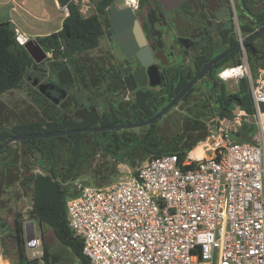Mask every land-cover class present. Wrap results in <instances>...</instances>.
<instances>
[{"label":"built area","instance_id":"2783aa9c","mask_svg":"<svg viewBox=\"0 0 264 264\" xmlns=\"http://www.w3.org/2000/svg\"><path fill=\"white\" fill-rule=\"evenodd\" d=\"M241 50L242 62L218 75L248 78L252 114L237 106L210 118L184 159L167 153L126 180L74 184L68 220L89 260L79 264H264V68L253 78ZM40 248L37 237L32 255L47 264Z\"/></svg>","mask_w":264,"mask_h":264},{"label":"flooded vegetation","instance_id":"af4514ba","mask_svg":"<svg viewBox=\"0 0 264 264\" xmlns=\"http://www.w3.org/2000/svg\"><path fill=\"white\" fill-rule=\"evenodd\" d=\"M112 5L119 10L130 8L132 19L118 20L114 25L110 17ZM112 5L102 16L104 34L100 44L77 54L73 62L65 59L66 64L56 73L52 63L63 59L43 47L47 57L40 63L34 61L36 65H31L26 78L30 85V99H27L23 118H30L31 122H61L70 119L82 121L91 116L127 117L134 114L128 111L129 102H133L140 92L152 94V104L157 106L156 114L209 61L241 43L238 28L242 41L245 39L240 29V23L247 17L242 0L240 14L235 0H180L171 3L161 0H129L127 3L118 0ZM221 16L227 18L221 19ZM224 31L228 32V39L234 34L238 42L231 43L230 39L225 42ZM131 42L137 49L132 45L126 52L123 44ZM140 55L146 64H143ZM219 62L211 65L176 105L186 101V93L202 79L207 85L210 81L208 73L214 75ZM66 65L71 73L67 77L62 76L69 82L64 87L67 95L55 103L47 85L51 81L60 84L58 73ZM144 73L146 79L143 78ZM140 80L146 85L140 86ZM152 80H161V83L153 85ZM128 86L133 90L129 91ZM60 115L65 119L58 120ZM144 135H149L148 130L141 134ZM102 137L95 143H103ZM22 143L23 146L10 144L0 151V252L3 257L14 254L19 257L29 245L26 223L29 220L39 223L32 213V184L39 175L49 173L54 180L64 184L73 183L86 175H80L78 171L80 165L87 162L86 155H82L70 139L59 140L57 146L33 147L30 141ZM39 231L44 232L42 229Z\"/></svg>","mask_w":264,"mask_h":264},{"label":"trees","instance_id":"16d2710c","mask_svg":"<svg viewBox=\"0 0 264 264\" xmlns=\"http://www.w3.org/2000/svg\"><path fill=\"white\" fill-rule=\"evenodd\" d=\"M57 1L60 7L67 6L69 9V14L63 19L61 29L49 35L36 38L38 43L42 47H45L47 51H52L53 55L63 59L52 63L54 73L64 67V64L67 62L65 59L73 62L77 54L85 53L100 44L104 34L102 16L106 15L110 5L116 3L118 0H97V12L90 16L82 14L76 0ZM242 3L243 11L247 17L240 23V29L242 35L246 38L264 27V0H242ZM227 33V31L223 33L225 42L229 39L231 43L238 42L234 34L233 37L228 39ZM244 50L252 77L255 78L259 69L264 68V32L248 41L244 45ZM241 57L242 50L239 48L218 63V68L214 75L208 73L210 81L207 82V100L213 102L212 112H216V116H230L237 106L246 109L251 114L254 112L248 78H241L237 89L229 91L223 80L218 76V72L224 66L240 64L242 62ZM32 64L36 65L24 45L20 42L18 32L13 23L10 21L0 23V95L17 88L29 75ZM193 91L194 88H191L186 93L184 97L186 101L192 96ZM161 106L160 104L159 107ZM155 109L157 110V106L152 104V94L150 92H140L135 100L128 104V111L134 113L131 115L135 117L134 121L152 117L156 112ZM139 112H141V115ZM185 120V138L181 137L176 144L164 138L156 129L158 120L149 125V135L140 136L138 139L131 138L130 141H126L125 156H132L133 150L139 147L143 155L142 162L147 160V157L152 158L167 153H175L181 159H184L187 151L193 149L205 137L206 122L208 121L203 120L200 115L187 116ZM97 122L103 125L122 123L118 117L100 118L92 116L82 121L70 119L61 122L30 121L16 123L10 131L2 130L0 133V144L13 135L87 127L93 126ZM252 130L253 127H250V131ZM83 135L82 133H78L69 135L68 137H57V140L53 142H46L47 140L45 139H32L30 140V144L33 147L42 145L57 146L59 140L70 139L74 143L75 148L81 152L84 147L82 143ZM96 145H104L106 150L113 153L114 156H116V152L123 151L121 146H115V149L112 150L114 148L113 145L109 146L106 143H96ZM32 187V213L39 224L51 226V230L55 236L70 250L74 258L80 263H88L89 260L83 253V243L75 236L68 220L66 202L68 196L77 194L75 189L71 191L70 184L65 185L54 180L49 173L39 175L35 179L34 184H32ZM44 234L45 231L42 234V238ZM42 258L47 264H60L63 252H54L48 246H45ZM17 262L18 264H39L37 258L28 259L24 250L20 253Z\"/></svg>","mask_w":264,"mask_h":264},{"label":"rangeland","instance_id":"374dc122","mask_svg":"<svg viewBox=\"0 0 264 264\" xmlns=\"http://www.w3.org/2000/svg\"><path fill=\"white\" fill-rule=\"evenodd\" d=\"M96 1L97 0H76V3L79 5L84 16H90L97 12ZM235 1L239 12V4L241 3V0ZM14 6V0H0V23L14 20V27L19 28L20 31H24L23 28L20 27L21 23L23 26L26 23V31L29 33V37L32 38L34 34L38 33L37 31H41L40 29L42 27H47L43 21L45 16L49 17V29L62 27L63 18L66 17L63 7L59 8L56 0H28V16H24L20 9L17 12V10L14 9ZM204 80L205 79H202V81H200L194 88L192 96H190L188 101L181 102L180 104L174 106V108H172V110L156 124V129L163 135L164 138L171 140L173 144H176L181 137H183V139L185 138V118L187 116L200 115L203 120H209L212 116L217 115L216 112H212L213 102L207 100V85L204 84ZM223 83L229 91H234L238 87V82L233 79L223 80ZM29 91L30 85L25 79L17 88L0 95V133L2 130L10 131L16 123L30 122V118H23L22 116L25 112L27 99H30ZM43 102L46 101L44 100ZM34 103H36V101H34ZM34 110L35 108L33 107L32 111ZM58 118V120L65 119L62 118L61 115ZM134 119V116L120 118L122 123L135 122ZM98 125L102 124L97 122L93 126ZM148 128L149 125L130 129L126 128L111 131H92L82 133L84 134L83 143H85L82 149V155L85 153L86 156L84 158H87V162L81 164L78 171L80 175L83 173L86 175L81 176L73 183H67L70 184L71 191H74V184L78 182L90 185H107L128 179L135 168L141 165L143 155L140 148L137 147L133 150L134 152L132 156L126 157L127 155L125 156L126 152L124 150L127 146L126 141H130L131 138L138 139L141 134L148 130ZM100 137L103 138V143H106V145L114 146V148L111 147L112 150L115 149V146H121L123 151L118 153L116 152V156H114L113 153L106 150L104 145H96L95 141L100 140ZM56 138L57 137L46 138L45 140H47L46 142H53L57 140ZM20 145H24L22 141H17L11 144V146ZM148 158L149 157H147V159ZM36 235L41 239L40 251L43 252L44 247L48 246L54 252H63V258L60 264L80 263L74 258L70 250L58 240L52 230L45 233L43 238L42 232L39 230H37ZM24 252L28 259L35 258L32 255L34 252L33 248L29 249L26 247ZM17 261L18 254H14L10 257H3L0 252V264H18Z\"/></svg>","mask_w":264,"mask_h":264},{"label":"water","instance_id":"95a60500","mask_svg":"<svg viewBox=\"0 0 264 264\" xmlns=\"http://www.w3.org/2000/svg\"><path fill=\"white\" fill-rule=\"evenodd\" d=\"M163 3H171V2H179L180 0H161ZM111 20L114 25H116V21L118 20H131L133 17V12L130 8L119 10L116 5L111 6ZM221 19H226L227 17L221 16ZM264 32V27L257 30L250 36L246 37L242 43H238L235 47L229 48L224 50L217 56H215L211 61H209L201 70L200 72L191 80L189 81L181 91L172 99V101L167 104L164 108L154 114L152 117L144 120H139L135 122L129 123H113L107 125H98V126H87V127H80V128H69L63 130H53V131H42L36 133H29V134H20V135H13L8 138L3 144L0 145V151L9 146L12 143L17 141H30L32 139H46V138H54V137H63L69 136L78 133H85V132H92V131H111L116 129H126V128H136V127H143L150 125L156 121H158L163 115H165L168 111H170L178 102L180 97L200 78V76L213 64L221 61L226 55H228L234 48H240L242 45H245L248 41L254 39L258 35ZM134 46V49H137L136 45L131 42V44H123L124 50L127 52L131 46ZM25 49L28 51L29 55L33 58V60L37 63H40L47 57V53L45 52L44 48L38 43L36 39H29L24 44ZM141 56V55H140ZM143 60V64H146V61L141 56ZM70 69L68 65L65 66L64 70L58 73L60 84L56 83L55 81L49 82L47 85V89L49 95L55 103H58L62 99H64L67 95V91L65 90V85L69 82L63 80L62 76L67 77L70 75ZM143 78L146 79V74L144 73ZM161 83V80H152L153 85H157ZM138 84L140 86H145V81H139ZM128 90L132 91L133 88L128 86ZM42 229L47 233L51 230V226H42L39 223H36L34 220H29L26 223V233L29 239L28 248H35L36 246V231Z\"/></svg>","mask_w":264,"mask_h":264},{"label":"crops","instance_id":"0c3cea01","mask_svg":"<svg viewBox=\"0 0 264 264\" xmlns=\"http://www.w3.org/2000/svg\"><path fill=\"white\" fill-rule=\"evenodd\" d=\"M14 2H15L14 9L17 10V12L20 9L21 12H22V14L24 16L25 15H27V16L29 15V12L27 10L28 0H21V1L14 0ZM56 3L58 5V7L61 8L57 0H56ZM48 20H49V17L48 16H45V19H43V21L47 25V27H44V28L42 27L40 29L41 31H37L38 33H36V34L33 35V38H37L39 36L49 35L51 33L57 32V31H59L61 29V27H56L55 29H52V28L49 29V27H48L49 21ZM10 22H12L13 25L15 24L14 23L15 22L14 20H12ZM20 27L23 28L24 31H20L19 28H16V29L18 30L17 32L23 36V38H26L27 40L33 39L32 37H29V33H27V31H26L27 30L26 29L27 28V24L26 23H25L24 26L21 23V26ZM107 185H109V184H107Z\"/></svg>","mask_w":264,"mask_h":264},{"label":"bare ground","instance_id":"6f19581e","mask_svg":"<svg viewBox=\"0 0 264 264\" xmlns=\"http://www.w3.org/2000/svg\"><path fill=\"white\" fill-rule=\"evenodd\" d=\"M201 153V152H200Z\"/></svg>","mask_w":264,"mask_h":264}]
</instances>
